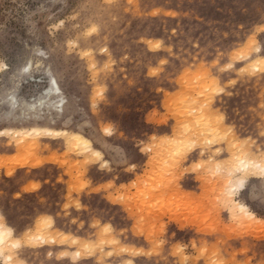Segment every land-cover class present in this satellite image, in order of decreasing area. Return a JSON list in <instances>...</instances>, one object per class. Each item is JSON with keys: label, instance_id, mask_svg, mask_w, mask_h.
<instances>
[{"label": "rangeland", "instance_id": "rangeland-1", "mask_svg": "<svg viewBox=\"0 0 264 264\" xmlns=\"http://www.w3.org/2000/svg\"><path fill=\"white\" fill-rule=\"evenodd\" d=\"M241 157L264 163V0H0V264H264Z\"/></svg>", "mask_w": 264, "mask_h": 264}, {"label": "bare ground", "instance_id": "bare-ground-1", "mask_svg": "<svg viewBox=\"0 0 264 264\" xmlns=\"http://www.w3.org/2000/svg\"><path fill=\"white\" fill-rule=\"evenodd\" d=\"M47 95L48 96L54 95V96L58 97L59 99L62 98L61 97V95H62L61 88H60L57 80L54 77H52L50 80V88L47 90ZM59 101H61L60 103H62V99H60ZM40 103H41V105L43 104L42 102H40ZM31 107L34 108V105H32ZM73 137L75 139H78L81 142H84L85 144L89 143V141L80 134H74ZM244 157L246 158V155ZM249 159H250L249 157H248V159H244L243 157H241L240 159L238 158L236 160L239 164H237L236 166L233 164V166H235L233 169L234 171L241 170L242 172H245L244 178H242L241 180L239 179V181H238V182H240L241 186H243V183L246 180L245 177H247L248 172L252 171V169H254L256 171L258 170L259 172L261 171V173H264L263 161L262 162L261 161H255V160L253 161V160H249ZM238 207H239L240 211H242L250 220L257 221L258 223L264 222L263 220L259 219L254 212L250 211L246 205L240 203L238 205ZM8 241L9 242L13 241V230L9 227H5L2 224H0V256H5V254L7 252L6 243ZM78 255L81 256V254H79V253H78ZM5 259H7L8 262H12L14 260L13 257H11V256H8V257L5 256Z\"/></svg>", "mask_w": 264, "mask_h": 264}, {"label": "crops", "instance_id": "crops-1", "mask_svg": "<svg viewBox=\"0 0 264 264\" xmlns=\"http://www.w3.org/2000/svg\"><path fill=\"white\" fill-rule=\"evenodd\" d=\"M96 165H97L98 170L100 171L102 164L97 163ZM26 170H28V168H26ZM125 170H127V168H125ZM99 173H101V177H99V179H97L96 181L92 180V185L90 187L91 191L93 189H97V188L107 184L110 180H112L111 177H107L108 174H106L104 171L101 170V172H99ZM131 180H135V177L132 176L131 178H129L128 181H126L127 182L126 184H128ZM120 184L122 185V183H118L117 186H120Z\"/></svg>", "mask_w": 264, "mask_h": 264}]
</instances>
